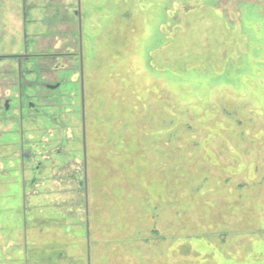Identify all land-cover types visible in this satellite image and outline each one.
Returning <instances> with one entry per match:
<instances>
[{
	"label": "rangeland",
	"instance_id": "obj_1",
	"mask_svg": "<svg viewBox=\"0 0 264 264\" xmlns=\"http://www.w3.org/2000/svg\"><path fill=\"white\" fill-rule=\"evenodd\" d=\"M51 2L63 88L20 117L0 59V264H264V0Z\"/></svg>",
	"mask_w": 264,
	"mask_h": 264
},
{
	"label": "flooded vegetation",
	"instance_id": "obj_2",
	"mask_svg": "<svg viewBox=\"0 0 264 264\" xmlns=\"http://www.w3.org/2000/svg\"><path fill=\"white\" fill-rule=\"evenodd\" d=\"M21 7L22 30L19 46L10 51L0 46V59H6V53L9 54L8 58L11 57V59H15L19 82L25 73L33 75V78L24 79L26 84H30L29 87L26 86L25 90H23L22 86H18L17 95L15 94L18 100V112L20 117L23 116L24 111L27 112L32 109L38 110L36 108V101L40 99V97L47 100L56 90L63 88L60 81H48L49 79L47 78L54 73L55 59L65 56L64 53H56L53 51L54 34L52 27L54 24V5L51 0H22ZM76 13L78 14L77 11ZM29 24H36L35 28L30 32L27 31V25ZM4 33V29L0 28V36ZM12 37L13 36H11V38ZM78 57L80 60L79 74L81 84L82 41L80 28ZM29 62L30 64L27 66L26 64ZM26 89L30 90L29 94ZM26 97H28L29 100L25 102ZM12 101L13 99L10 97H5L2 102L0 101V115L13 109L14 104ZM83 151L85 154V147Z\"/></svg>",
	"mask_w": 264,
	"mask_h": 264
},
{
	"label": "water",
	"instance_id": "obj_3",
	"mask_svg": "<svg viewBox=\"0 0 264 264\" xmlns=\"http://www.w3.org/2000/svg\"><path fill=\"white\" fill-rule=\"evenodd\" d=\"M81 77H82V71H81ZM83 83L81 82V94H82V97H83ZM83 134H84V130H83Z\"/></svg>",
	"mask_w": 264,
	"mask_h": 264
}]
</instances>
